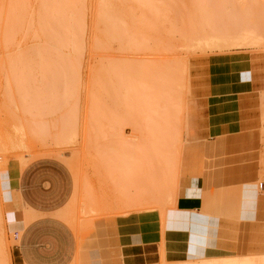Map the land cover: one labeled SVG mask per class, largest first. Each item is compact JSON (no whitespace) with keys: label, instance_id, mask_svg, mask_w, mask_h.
I'll return each instance as SVG.
<instances>
[{"label":"rangeland","instance_id":"374dc122","mask_svg":"<svg viewBox=\"0 0 264 264\" xmlns=\"http://www.w3.org/2000/svg\"><path fill=\"white\" fill-rule=\"evenodd\" d=\"M59 1L66 18L76 13V44H53L65 33L44 24L53 2L0 0V173L11 160L71 170L75 194L57 216L77 235L75 264L81 251L107 247L118 218L164 232L207 191L228 251L264 255V0ZM250 28L261 41L243 35ZM7 208L0 190V264H18L33 217L7 222ZM233 256L167 261L163 252L159 264Z\"/></svg>","mask_w":264,"mask_h":264},{"label":"crops","instance_id":"0c3cea01","mask_svg":"<svg viewBox=\"0 0 264 264\" xmlns=\"http://www.w3.org/2000/svg\"><path fill=\"white\" fill-rule=\"evenodd\" d=\"M221 136L216 135L213 140ZM210 153L216 157L220 152ZM211 168L206 162L202 171L204 178L210 176ZM256 176L255 168L244 175L242 181L252 183ZM208 183V180L204 182V189ZM0 190L2 202L9 207L5 211L7 222L22 224L24 211L33 217L22 227L18 238V264H75L79 251L77 235L57 216L69 205L75 191L74 176L66 165L56 159H37L25 166L21 161L11 160L0 173ZM207 192L196 208L177 209L164 232L159 230L157 221H143L141 216L118 218L117 232L106 240L107 247L81 251L79 264H159L163 252L167 261L245 255L228 251L231 250L228 245L220 241L224 221L217 212V194ZM211 201L214 204H210Z\"/></svg>","mask_w":264,"mask_h":264},{"label":"bare ground","instance_id":"6f19581e","mask_svg":"<svg viewBox=\"0 0 264 264\" xmlns=\"http://www.w3.org/2000/svg\"><path fill=\"white\" fill-rule=\"evenodd\" d=\"M47 1H51L53 2V5L52 6H46L45 7H42V12H43V17H44V24L45 25H48L49 27L53 28V30H63L65 33L63 36H60V35H57V37L55 36L53 41H55L56 38L59 39V41H61V43H71V44H76V38L75 36H77V31H79L77 25H76V18H74V14L76 13H71L73 16V18H71V16L69 18H66L64 16L65 12L66 11H69V5L67 3L65 4H62L60 3L59 0H47ZM14 4V3H13ZM18 4V3H17ZM4 6V5H3ZM9 6V5H8ZM20 6V5H19ZM18 6V7H19ZM6 8V7H5ZM15 9V8H14ZM13 9V10H14ZM20 9V8H19ZM255 9V8H253ZM252 9V10H253ZM12 10V11H13ZM5 11V9H4ZM19 11V10H18ZM22 11V10H21ZM20 11V12H21ZM2 12V11H1ZM17 12V11H16ZM15 12V13H16ZM14 13V14H15ZM18 13V12H17ZM7 15V14H6ZM260 16V15H259ZM6 19V18H5ZM253 19V18H252ZM253 22V21H252ZM258 27V26H257ZM253 28V27H252ZM252 28H250V30H248L247 32H245L243 35H245V37H247L249 34L251 36H253V39H256V40H260L262 39L263 37V34H261L260 32H257L255 31L256 29H254L253 31L251 30ZM260 28V27H259ZM251 31V32H250ZM248 32H250L248 34ZM224 34V33H223ZM207 35V34H206ZM226 35V34H224ZM247 35V36H246ZM208 36V35H207ZM213 37L212 39H217V34L216 33H213ZM250 36V37H251ZM212 37V36H211ZM236 38L237 36H234L232 34H227L226 35V38L228 39H232V38ZM242 37V35H240V38ZM249 37V36H248ZM58 39H56L58 41ZM211 39V40H212ZM220 39V38H219ZM212 40V41H214ZM57 41H55L53 44L57 43ZM58 41V43H59ZM79 41V40H78ZM77 41V42H78ZM217 41V40H216ZM264 41V39H263ZM215 42V41H214ZM219 42V40H218ZM221 42V40H220ZM227 43V42H226ZM63 45V46H66ZM79 44V42H78ZM56 45V44H55ZM62 46V45H61ZM57 47H59V45H57ZM19 58V57H18ZM74 136V135H73ZM121 153V152H120ZM258 189H259V185H258ZM260 190V189H259ZM77 191H78V188H77ZM260 191H263V190H260ZM78 193V192H76ZM74 194H75V191H74ZM131 194V193H130ZM141 195V194H140ZM137 197V196H135ZM73 198V197H72ZM144 198V197H143ZM137 199H139V197H137ZM142 200V199H141ZM140 202V201H139ZM142 202V201H141ZM70 204V203H69ZM68 208V206L66 207V209ZM31 221V220H30ZM249 253L248 255H244L242 257L240 256H233L232 258L230 259H217V260H208V259H203L201 260L200 263H193V262H187V263H180V264H264V255H257L256 253L254 254H251ZM10 264V263H8Z\"/></svg>","mask_w":264,"mask_h":264},{"label":"built area","instance_id":"2783aa9c","mask_svg":"<svg viewBox=\"0 0 264 264\" xmlns=\"http://www.w3.org/2000/svg\"><path fill=\"white\" fill-rule=\"evenodd\" d=\"M259 189L264 190V179L259 183Z\"/></svg>","mask_w":264,"mask_h":264}]
</instances>
